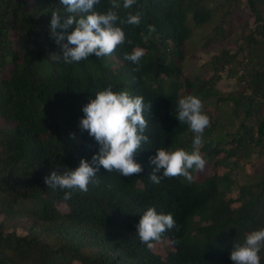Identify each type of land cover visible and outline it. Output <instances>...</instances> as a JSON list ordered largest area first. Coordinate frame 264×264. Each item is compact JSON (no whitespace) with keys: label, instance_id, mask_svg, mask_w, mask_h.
<instances>
[{"label":"trees","instance_id":"trees-1","mask_svg":"<svg viewBox=\"0 0 264 264\" xmlns=\"http://www.w3.org/2000/svg\"><path fill=\"white\" fill-rule=\"evenodd\" d=\"M56 10L60 0H0V264H232L234 243L264 228V0H138L120 10L121 19L141 14L138 26L119 25L132 43L79 63L49 58L59 51L50 35ZM203 37L226 45L198 66ZM137 46L145 50L138 71L124 59ZM224 75L235 91L219 88ZM107 87L151 102L150 143L134 156L143 171L122 177L101 167L98 185L64 200L67 190L44 178L91 162L99 145L79 121ZM189 94L210 118L200 152L212 174L154 184L156 149L193 150L194 134L175 117ZM148 207L178 226L151 249L136 235Z\"/></svg>","mask_w":264,"mask_h":264},{"label":"clouds","instance_id":"clouds-1","mask_svg":"<svg viewBox=\"0 0 264 264\" xmlns=\"http://www.w3.org/2000/svg\"><path fill=\"white\" fill-rule=\"evenodd\" d=\"M138 0H108L106 10H98L101 0H60L63 12L52 11L50 20V35L54 38L59 51L50 54V59L56 62L79 63L89 56L97 58L111 57L116 49L126 42V34L119 25H139L141 14L128 11L125 19H121L120 10H131ZM58 29L60 31H58ZM71 30V31H68ZM156 31L154 25H148V33ZM145 50L134 47L130 53L124 54V59L135 64L139 70L140 61ZM151 102L145 103L144 98L132 95L128 90L113 91L107 87L95 94L94 99L83 106V118L79 121L81 131H87L90 137L99 145L98 151L89 163L81 159L75 170H67L62 174L52 171L44 178L48 188L67 190L64 200L72 197V190L87 192L88 186L98 185L97 173L101 167L108 173L117 172L122 177H131L143 171L134 156L139 153L144 144L150 143L145 134L149 119L145 113L151 112ZM179 123H186L194 134L191 152L179 148L168 150L158 148L150 157L152 172L149 180L159 184L162 179L183 177L189 183L193 182L192 170L203 171L206 160L200 152L204 143L203 133L210 126V118L204 112L202 100L195 95H186L177 101ZM75 139V134L70 133ZM157 173H162L157 175ZM178 228L171 213H158L155 207H148L141 215L136 225V235L139 241L149 249L153 242L161 240L166 231ZM264 250V228L248 233L242 243H234L230 252L232 264H261V251Z\"/></svg>","mask_w":264,"mask_h":264},{"label":"rangeland","instance_id":"rangeland-1","mask_svg":"<svg viewBox=\"0 0 264 264\" xmlns=\"http://www.w3.org/2000/svg\"><path fill=\"white\" fill-rule=\"evenodd\" d=\"M208 30H211V28H209ZM205 38L206 37L201 38L203 42L207 41V39H205ZM212 41H216V40L212 39L211 42ZM225 45H226L225 42H217L216 41V42H212L211 44H207V42H206L205 48L201 51H198V53H197L198 66L203 65L206 62H208V60L211 58V56L213 54H215L216 52H219L220 50H222V48ZM219 88L223 92H233L236 90V84H235L234 80H229V79H227L226 75H224V80L221 83V85L219 86ZM212 170H213V164L206 162L204 170L203 171H196V173L208 176V175L212 174ZM154 249H155V251H157L158 253H161V254H165V251H166L163 243L156 244Z\"/></svg>","mask_w":264,"mask_h":264}]
</instances>
